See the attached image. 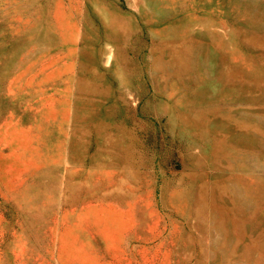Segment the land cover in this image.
Segmentation results:
<instances>
[{
    "label": "rangeland",
    "instance_id": "1",
    "mask_svg": "<svg viewBox=\"0 0 264 264\" xmlns=\"http://www.w3.org/2000/svg\"><path fill=\"white\" fill-rule=\"evenodd\" d=\"M0 264H264V0H0Z\"/></svg>",
    "mask_w": 264,
    "mask_h": 264
}]
</instances>
